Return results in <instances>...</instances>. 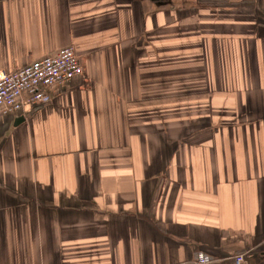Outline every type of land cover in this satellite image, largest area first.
Returning a JSON list of instances; mask_svg holds the SVG:
<instances>
[{
    "label": "crops",
    "instance_id": "obj_1",
    "mask_svg": "<svg viewBox=\"0 0 264 264\" xmlns=\"http://www.w3.org/2000/svg\"><path fill=\"white\" fill-rule=\"evenodd\" d=\"M66 46L0 117V264H264V0H0V71Z\"/></svg>",
    "mask_w": 264,
    "mask_h": 264
},
{
    "label": "built area",
    "instance_id": "obj_2",
    "mask_svg": "<svg viewBox=\"0 0 264 264\" xmlns=\"http://www.w3.org/2000/svg\"><path fill=\"white\" fill-rule=\"evenodd\" d=\"M82 73L73 46L60 48L14 71H0V117L21 113L25 106L51 102L57 87ZM233 261L234 264H247L243 254L234 255ZM209 262L211 257L205 254L197 259L198 264Z\"/></svg>",
    "mask_w": 264,
    "mask_h": 264
}]
</instances>
